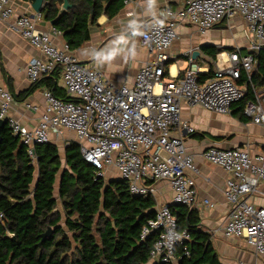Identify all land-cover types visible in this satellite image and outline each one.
I'll return each instance as SVG.
<instances>
[{
    "label": "built area",
    "instance_id": "obj_1",
    "mask_svg": "<svg viewBox=\"0 0 264 264\" xmlns=\"http://www.w3.org/2000/svg\"><path fill=\"white\" fill-rule=\"evenodd\" d=\"M237 16L245 22L250 38L247 53L228 52L216 64L215 73L203 81L200 75L208 70L191 57L182 76L170 74L169 50L178 38L179 26L192 25L204 33ZM0 21L39 53L26 65V79L34 85L58 71L68 95V100H62L44 89V112L30 130L10 115L14 97L0 88V121L27 147L29 156L36 146L49 143L50 135L61 137L71 132L82 158L95 168L99 178L104 179L106 170L111 169L131 195L141 197H154L157 184L167 185L171 201L155 210L142 227L140 238L154 236L150 260L157 263L177 264L178 247L188 257L183 244L189 235L178 231L170 207L197 210L211 209L213 204L209 199H198L194 178L198 171L182 139L183 133L193 134L194 129L180 120L181 108L199 107L224 116L244 98L246 88L237 83L242 73L250 77L255 69L252 53L264 48V0H182L177 9L161 8L140 34L139 46L148 52L149 59L137 72L132 87L109 82L100 71L83 66L66 43L56 45L54 37L60 32L39 29L40 13L16 15L10 0H0ZM243 114L254 125L264 127V93H255ZM201 156L232 176L223 193L230 207L223 235L244 241L255 257L264 258V209L248 202L264 181V153L251 158L238 147L222 150L211 145Z\"/></svg>",
    "mask_w": 264,
    "mask_h": 264
},
{
    "label": "trees",
    "instance_id": "obj_2",
    "mask_svg": "<svg viewBox=\"0 0 264 264\" xmlns=\"http://www.w3.org/2000/svg\"><path fill=\"white\" fill-rule=\"evenodd\" d=\"M67 1L70 8L62 12L64 0H44L40 13L44 21H54L53 28L73 52L88 41L98 7L106 5L111 19L124 0ZM252 55L254 71L249 78L242 73L237 83L246 88L245 96L233 105L241 120L254 94L264 93V48ZM208 56H215L214 49ZM58 77L54 73L42 79L24 95L44 85L56 98L68 100L57 86ZM155 206L153 197L131 195L123 181L105 183L82 158L77 143L66 145L62 157L50 143L36 146L29 156L7 124L0 126V264H149L154 236H140ZM170 210L178 231L189 235L183 244L189 256L178 247L177 264H220L197 210L180 205ZM48 228L52 234L41 243Z\"/></svg>",
    "mask_w": 264,
    "mask_h": 264
},
{
    "label": "crops",
    "instance_id": "obj_3",
    "mask_svg": "<svg viewBox=\"0 0 264 264\" xmlns=\"http://www.w3.org/2000/svg\"><path fill=\"white\" fill-rule=\"evenodd\" d=\"M10 4L16 15L35 13L32 4L23 0H10ZM181 4L182 0H128L126 3L124 0L123 7L111 19L105 15L106 5H100L95 15L96 22L89 27L88 41L72 53L83 66L100 71L109 82L132 87L137 72L149 59L148 52L139 46L142 30L161 8L168 6L177 9ZM61 11L66 10L61 7ZM51 23L54 24V21L46 22L41 15L38 28L48 31L53 28ZM176 32L178 38L169 50L168 71L172 76H182L191 57L202 69L208 70V73L211 71L209 75L201 74V81L215 73L225 54L234 50L245 54L250 44L246 24L240 16L217 24L204 33H199L192 25H181ZM54 43L58 46L66 43L61 33L54 37ZM213 49L215 56H208ZM36 57H39L38 51L0 21V88L15 96L9 113L30 130L37 125L45 106L42 95L46 89L44 85L24 95L32 86L26 79L24 69ZM56 73L59 75L58 71ZM167 79L166 75L164 80ZM57 86L68 98L59 77ZM238 108L233 106L230 114L222 116L199 107L193 109L182 106L180 120L194 129L192 135L183 133L182 139L198 171L194 176L198 199H209L213 204V208L201 207L197 212L200 225L211 236L212 247L220 264H264V258L255 257L244 241L223 235L230 211L223 193L226 181L232 176L201 156L211 145L222 150L238 147L251 158L264 153V127L254 125L245 116L241 120L243 115ZM71 142L77 143L71 132H64L61 137L50 135L49 143L57 148L59 145L64 148ZM105 178H108V182L119 180L111 169L106 170ZM156 189L157 193L153 197L155 210L172 199V192L167 185L159 183ZM248 202L255 208L264 209V181L259 182L256 191L248 197ZM154 263L152 260L149 262Z\"/></svg>",
    "mask_w": 264,
    "mask_h": 264
},
{
    "label": "water",
    "instance_id": "obj_4",
    "mask_svg": "<svg viewBox=\"0 0 264 264\" xmlns=\"http://www.w3.org/2000/svg\"><path fill=\"white\" fill-rule=\"evenodd\" d=\"M43 1L44 0H35L34 4L32 5V9L35 13H40L41 11V8H42V4H43ZM70 8V5L68 4V1L67 0H64V3L62 5V9L63 10H67ZM51 25H53V23H51ZM197 54V53H196ZM5 123L4 122H1L0 121V126L4 125ZM178 206V205H175V207ZM52 234V229L51 228H48V230L41 235V243L48 237H50ZM40 243V244H41ZM39 244V245H40Z\"/></svg>",
    "mask_w": 264,
    "mask_h": 264
},
{
    "label": "rangeland",
    "instance_id": "obj_5",
    "mask_svg": "<svg viewBox=\"0 0 264 264\" xmlns=\"http://www.w3.org/2000/svg\"><path fill=\"white\" fill-rule=\"evenodd\" d=\"M194 109V108H193ZM58 150H59V153H60V155H61V157L63 156V150H64V148H63V146L62 145H59L58 146ZM108 175H110V174H108ZM108 175H107V177H108ZM104 181L107 183L108 182V178H105V176H104ZM56 184H58V181L56 182ZM56 187H57V185H56ZM57 192V191H56ZM58 209L60 210V207H58ZM63 222V221H62Z\"/></svg>",
    "mask_w": 264,
    "mask_h": 264
}]
</instances>
